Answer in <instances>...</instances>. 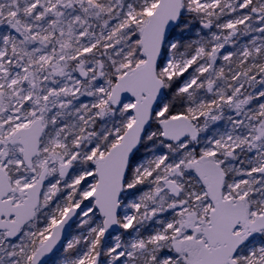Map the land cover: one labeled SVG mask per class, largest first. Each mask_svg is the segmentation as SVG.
Listing matches in <instances>:
<instances>
[{"label": "snow or ice", "instance_id": "6c2138e0", "mask_svg": "<svg viewBox=\"0 0 264 264\" xmlns=\"http://www.w3.org/2000/svg\"><path fill=\"white\" fill-rule=\"evenodd\" d=\"M0 264H264V0H0Z\"/></svg>", "mask_w": 264, "mask_h": 264}]
</instances>
